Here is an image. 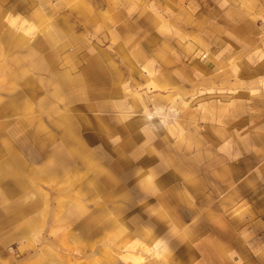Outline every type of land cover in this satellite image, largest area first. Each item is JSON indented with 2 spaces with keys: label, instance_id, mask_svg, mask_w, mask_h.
Here are the masks:
<instances>
[{
  "label": "rangeland",
  "instance_id": "1",
  "mask_svg": "<svg viewBox=\"0 0 264 264\" xmlns=\"http://www.w3.org/2000/svg\"><path fill=\"white\" fill-rule=\"evenodd\" d=\"M81 1L88 11L83 22L73 26L74 42L62 55L63 62L59 59L55 67L45 70L31 66L33 95L21 90L14 111L11 93L0 91L4 102L0 169L14 162L8 147L17 150L26 166L25 172L20 162L7 173L0 171V191L10 192L7 198L0 196V264H31V250L37 264L38 251L46 246L51 253L41 264H171V254L161 252L160 246L172 240L163 218H171L173 206L156 204L157 199L145 193L154 188V168H158L155 180L164 184L160 194L167 196L178 184L190 186L208 200L204 208L216 204L227 175L238 184H229L235 189L228 192L237 189L244 202L253 203L236 206L234 211L264 217V0H0V26L16 20L12 29L21 33V28L31 25V36L24 43H31L33 52L50 18L73 23L77 16L69 10ZM49 8L60 11L53 14ZM41 18L47 22L41 24ZM153 18L158 19L156 27ZM146 44L147 54L140 51L142 56L135 57ZM165 46L181 70L174 78L179 85V105L174 107L178 118L174 129L169 125L167 131L175 139L149 143L158 150L154 156L138 154L145 141L116 140L126 135L121 123L125 125L129 116L123 108H102L107 96L84 94L96 99L93 107L71 92H66L70 99L65 96L66 104L50 97L58 73L83 76L90 50L111 52L107 63L117 65L129 79L132 70L143 72L149 63L156 68L157 52ZM75 48H81L79 66L77 58L66 55ZM15 58H22V53H0V86L11 84ZM36 59L31 54V64ZM84 79L90 91L110 89L104 71L86 72ZM64 114H72L71 127L86 138L87 150L98 152L87 165L86 157L55 152L65 148L60 127L65 121L53 120ZM141 119L132 120L135 127H141ZM175 165L183 171L172 173ZM220 165L235 172L220 174ZM204 167L208 169L200 172ZM95 169L100 170L101 185L86 184ZM107 179L116 187L102 185ZM187 198L181 196V202ZM190 211L188 205L179 209L184 214ZM31 216H40L32 229ZM37 229L36 234L42 231V235L31 242V231ZM53 230L63 236L47 235ZM91 230H99V235L93 237ZM56 240L61 245L55 246Z\"/></svg>",
  "mask_w": 264,
  "mask_h": 264
},
{
  "label": "crops",
  "instance_id": "2",
  "mask_svg": "<svg viewBox=\"0 0 264 264\" xmlns=\"http://www.w3.org/2000/svg\"><path fill=\"white\" fill-rule=\"evenodd\" d=\"M40 9L46 8L41 7ZM51 11L53 14H57L56 12H59L60 9H53ZM85 11L88 10L85 8L83 1H81L72 6L69 10L71 15L77 16L73 23L68 19L55 18L56 21H52V18H50L51 22H49V25L39 34L42 38L39 43L36 45L34 44L35 47L32 49L33 52L31 51V43L29 45L24 43L28 37L31 36V25L24 30L20 27L22 32L18 33L12 29V26H15L18 21H9L11 22L9 25L10 27H7L5 23H1L0 53L5 52V55L19 51L22 53V58H15L13 60L14 69L13 72H11V84L7 87L0 86L1 92L6 91L12 95L10 104L12 106V111L15 110L18 103L16 100L17 94H19L21 90L31 91V66L45 70L55 67L54 64H57L59 59H62L63 62L62 55H65V51L72 45V42H74L72 41L75 35L73 26L77 24V21L80 23L83 22V14ZM64 13H67V11ZM71 15H69L70 18H72ZM153 19L152 24L156 27L158 19ZM39 22L44 24L47 21L41 18ZM4 29L6 30L3 31ZM111 41L113 44V38ZM149 47L147 44L144 46L141 45L140 48L142 50L139 49L135 57L137 55L142 56V52L140 51L147 54L149 51L148 49H150ZM167 47L168 46H165L159 53L157 52L155 57V61L157 62L156 68L153 62L149 63L144 67L143 72H141V70L140 72L132 70L129 79H127L128 76H123V71L121 68H118L117 65L107 63L110 60L111 52L106 49L100 51L90 50L89 55L91 58L88 60L86 69L82 72L83 76L78 75L71 77L68 73L69 71L58 73V75L54 76L56 77L57 85L50 97L60 103L63 102L66 104L64 99L65 96L66 101L70 102L66 92H71L74 94L73 97L75 96L76 100H88L93 107L96 99L89 97V95L85 97L84 94L90 92V94L100 93L101 98L107 96L109 99L106 100L105 103L101 102L100 106H102V108L106 107L109 110L123 108V110L126 111L125 114L129 116L125 120V125L123 122L121 123L123 129L127 131L126 135L124 137H118L116 140L121 141L128 139L130 141H145L146 143L143 144L141 148L142 154L139 152L138 154L154 156L158 150L153 148L149 143L160 141L161 139L163 140V138L167 140L175 139L173 138L174 136L169 135L167 131L169 130V125L174 129L175 118H178L177 113L174 111V107L175 105H179V99H176L178 98L179 85L175 82L174 78H177L181 74V70L178 67L179 65L174 55L165 52ZM80 52L81 48H75L66 55L73 57L75 60L77 58L79 66ZM33 53L37 59L32 60L31 64V54ZM140 59L141 58L136 60ZM78 66L77 64H73L75 68H78ZM135 67L137 66H134V69ZM92 70L104 71V74L108 75L110 89L100 88L97 91H90L84 76L86 72ZM141 74H143V76ZM140 84L141 87H139ZM85 85L86 87L83 88ZM21 86H23L22 89H20ZM31 95H33V91H31ZM112 96H114V98H111ZM3 103L2 98V100L0 99V107L4 106ZM27 104L29 110L30 103ZM10 105L7 106L10 107ZM146 109L148 111H145ZM71 116L72 114L59 115L58 118L53 120L65 121L63 126L58 125L64 128L61 134L63 135L65 148L63 146L61 149L55 150V152L61 154L65 153L64 155L66 156L74 154L78 158L86 157V164L82 163L87 165L92 158L98 156V152L96 151V153L93 149L87 150L86 138H84L82 134H79L78 130L75 131L71 127L74 121ZM136 117L142 118V125L140 128L135 127V123L132 121ZM107 128H109V126H107ZM178 130L179 129L176 128V131ZM109 133L111 132L109 131ZM49 140L54 139L50 136ZM90 150L92 152H90ZM8 151L13 157L14 162L7 166L6 170L0 169V171H5L7 173L11 166L15 167L16 164L19 166L20 162V164L25 167L23 171L25 172L26 166L19 159L20 156L17 150L8 147ZM57 162L59 165L61 164L60 160H57ZM33 167L31 162V181L32 178H35L33 177L35 175H32L34 173ZM171 169L172 173L183 171L178 165L171 166ZM205 169L208 168L204 167L199 171L204 172L206 171ZM218 169L220 174L235 172V170L232 167H228V165H220ZM153 171L156 176V173L158 174V168H154ZM212 171L213 170H211V172ZM21 172L19 176H21L20 178L23 180L21 183H24L25 180ZM99 172V169L93 170L91 181L86 184L93 185V183H98L101 185L98 178ZM155 176L152 181L153 190L145 193L146 197L156 198V204L171 203L173 206V213L169 215L171 218L168 216L163 218L164 221L168 222V226L171 228L168 232L171 234L172 240L171 242L166 241L167 243L165 245L160 246L161 252L171 254V264H264V217L255 213L242 216L234 211L236 206L253 204L252 201H250L251 199H246L244 202V199L235 193L237 189L231 191L235 188L232 186L228 187V185L234 183L236 187H238L236 182L229 181L226 175V180L222 182V185H224L223 189L225 190L223 193L221 192L219 194V198L215 202L216 204H213L212 207L204 208V203L208 202V200L201 199L199 196L200 194L194 193L190 186H179L178 184L172 187V191L169 192L167 196H165V194H160L158 190L164 187V184L160 181H156ZM102 185L106 186L107 189L116 187L112 185L109 179ZM230 188L232 189L228 192ZM220 189L222 188L220 187ZM11 193L13 194L14 192L11 191ZM9 194V191H0L2 199L9 197ZM181 196L188 198L182 203ZM93 197H96V194L93 193ZM192 199L194 200V204L191 202ZM181 205H188L192 211H190L189 214L180 213L179 209ZM193 205L195 206L194 210L192 209ZM176 209L178 210L177 212ZM39 220L40 216H31V229L33 227L35 228V222ZM37 231L38 229L31 231V242L33 240L35 241L34 236L42 235V231H40V234H36ZM62 233L63 232H58V230H53L52 234L47 235L51 237H62ZM83 233L84 231L78 232L79 235ZM91 233L93 237H97L99 235V230H91ZM54 245H61V241L56 240ZM46 247L38 251L37 264L48 261L51 252L46 249ZM32 253L33 251L31 250V264H36L35 260L32 259Z\"/></svg>",
  "mask_w": 264,
  "mask_h": 264
}]
</instances>
